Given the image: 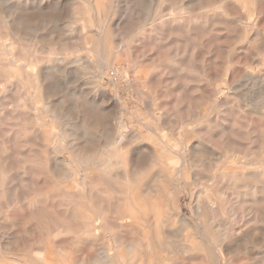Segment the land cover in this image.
<instances>
[{
  "label": "rangeland",
  "instance_id": "374dc122",
  "mask_svg": "<svg viewBox=\"0 0 264 264\" xmlns=\"http://www.w3.org/2000/svg\"><path fill=\"white\" fill-rule=\"evenodd\" d=\"M235 1L236 0H204V2H202L204 6L198 7L197 12H192L190 13L191 15H175L174 22L166 33L159 32L153 34L148 32L142 35L139 34V36L133 39L134 41L130 46H125V44L122 46L117 57H108L106 55L107 51H105L106 49L104 47L106 37L100 36L82 39L78 33L71 35V43L75 44L77 47L75 48L79 49L80 54H84L83 56H85L86 50L84 44L82 47V42L85 40L91 42V54L89 53V57L92 58V69L90 68L88 72H86V76H59L57 79L59 83V92L52 99V102L54 105H58V103L60 104L63 100V102L68 103V106L63 102L62 104L66 105L70 111V105L74 102V98L77 96H84V98L91 99V102L89 100L91 105H93L94 100L96 106H102L103 109L109 112L104 110V114L103 112L101 114L98 113V119L96 118L97 120L95 121L93 115L94 111H91L93 106L90 105L92 109L90 110L91 112H88L90 121L89 131L92 133L98 132L101 136L99 140H91L93 144L90 142L88 144L87 142L90 140L85 142L84 138L79 136L71 138L69 136L65 137L67 141H75L79 148L83 149L87 147L84 150L85 154L75 153L73 157L77 160L80 159L79 157H83L86 161L88 159V163L85 162L83 158L76 163L69 162L70 153L68 150H62L55 157L62 160L66 159L64 161H68V168L75 171L77 169L83 170V168L90 165L92 166L94 164V159H97L100 153V155H102V152L108 151L107 154H110L114 159L128 154L129 157L127 161L130 164V169L136 172V175L132 177V180H135L133 183L144 192V197L149 195L153 199L157 198V200H159V212L164 217L160 226H153L151 230L147 229V231L150 232L149 237H143V232L137 226H131L129 223L123 221L125 215H122L123 209L116 203L115 197H120L126 192V181L109 175L90 177L87 181H84L81 177H76L74 179L73 196L65 197L61 195L64 191L59 186V183L61 184L60 179L53 174L51 169V156L47 153V147L53 146L56 140H61L59 136H62L63 133H61L60 124L52 123L51 118L46 115L44 111V105H46L45 99L33 103V108H28L30 104L27 100L35 99L36 92L27 85V73L25 71L23 72L21 78V97L16 93L11 97V100L15 102V107L17 103L20 102L21 98V106L17 114L14 113V118L11 119L12 122L9 123L10 125H8V127H3L2 130L5 129L4 131H0L2 132L0 136L2 134H7V136H9V138L7 137L9 140L5 143L0 141V234H5V237L11 240L8 241L5 239L4 235H0V264H22V262L23 264H44L40 256L41 254L42 256L46 254V251L50 252V250L52 251L51 258L55 260L56 264H95L93 260L96 259V252L95 249L90 248V246L93 247V245L88 244V242L76 240L77 237H82L84 234L91 235L95 232V230L91 231V229L88 228L92 223L100 226L96 232L101 234L102 238L105 240L100 242L103 246L102 248H106L107 251L112 252L110 253L112 255V261L116 264H126L127 260L128 264H167V260L169 261L168 264H215V262H217L216 264H264V0H252L253 3L251 0H245L248 2L246 4H244V2L237 3L238 1ZM186 2L187 0L181 3L179 2V4L183 5V3ZM211 4H215L216 8L209 7ZM169 5L174 9L172 6L173 4L169 3ZM121 6L126 9L125 5L122 4ZM70 7L72 6L70 5L68 7L69 10L67 9V12L76 10V8ZM249 8H254L258 16H253V18L247 17L244 11L246 9L249 10ZM121 10H123V14H126L125 16H128L127 14H129V12L127 9L124 10L121 8ZM52 14L47 15L46 22L37 20L36 18L32 20H27L28 18L24 19L25 23L21 27L22 62H24L23 58L48 59L50 57L49 50L51 48L54 49V46L56 47L55 53L58 54L65 49L60 41L59 45L57 43L59 40L58 33L52 34L53 26L56 24L52 21L57 19V17H55L56 15ZM64 19L66 20V17H63V20ZM232 21L233 24L230 23ZM245 22L250 24H255V22H257V27H251L247 30L244 27ZM35 24H37L36 26L39 27L41 32L36 33L37 36H33L32 34H34V32L26 29V27H28L27 25ZM128 28L129 27L122 28V30H118L119 32L115 30L112 34L113 39L116 41L128 42L130 38V31ZM50 29L51 32L49 31V33L48 30ZM213 29H215V31ZM41 30H43V32ZM255 30L257 31L256 33ZM248 36L252 39L250 43L246 40L249 38ZM28 40L33 41V45L29 44L30 41ZM151 41H154L155 44H151ZM26 45L31 46L32 49ZM34 45L35 47H33ZM43 46L45 48L47 46L49 50L46 48V51ZM217 46H220L219 49H217ZM221 46L222 50L220 49ZM233 46L234 49L232 48ZM62 47L63 49H61ZM81 48L83 50L82 52ZM96 50L99 51V53H97ZM234 52H236V54ZM63 53L64 56H66V51H62L60 57L55 54L53 56L63 58ZM101 58H103V60H101ZM43 65V62L39 64L41 67H43ZM118 66L121 67L122 70L124 69L123 76L116 75L117 69L119 68ZM63 67L73 73L80 72L81 70V67L78 66L71 68L68 66ZM38 69L39 67L32 68L31 72L35 73ZM142 70H144V72L146 71L145 74L142 73ZM140 73L147 76L144 77V75ZM256 81H259V83ZM29 93L31 95H29ZM100 93H102L103 96H101ZM216 94L218 96L217 98H215ZM91 96L93 98H90ZM116 100H118V103H115ZM97 102L99 105H97ZM214 104L218 105L214 106ZM258 108L261 109L259 112ZM111 110L112 112H110ZM208 111L211 112V114L208 113ZM106 113L109 114L108 117H110V124L107 125V127H109L108 130L106 129L107 127L101 125L104 123L101 119L107 118L105 117ZM111 113L114 117L110 115ZM89 114H91L92 117H90ZM41 115L45 122L43 124L37 122V117ZM101 115L103 118L100 117ZM119 120L124 122V126L121 130L124 135L123 143L120 148L113 146L105 147V145H103L104 140L106 139L105 142H107L111 135L118 130L115 126ZM189 120L191 122H189ZM93 122L96 124L102 123L97 124V126H91L94 124ZM193 124H196L198 127ZM9 128L12 129L11 133H9ZM183 128H186V133H194L187 136V138L181 142L177 138L180 134L184 133ZM33 129H38V131L42 132L44 140L38 138L36 136L37 133L33 132ZM98 129L108 136H102V133H100ZM105 130H107V132H105ZM169 132L170 134H168ZM149 134H151V136H149ZM13 137L15 144L13 142ZM95 141H100L101 143L97 142V145H95ZM64 144L66 143L64 142ZM90 144L92 147H89ZM6 147H11V150L6 149ZM187 147L191 151L188 152ZM192 147L193 149H191ZM97 148L100 150L98 151ZM144 148L147 149L145 150ZM181 149L182 151L184 150V152H182ZM144 151L145 153L143 154ZM151 151L152 153H149ZM92 152L95 153L92 154ZM206 152L208 154H206ZM5 153H9L10 155H6ZM138 153H140L139 156ZM150 154H152V156ZM140 155H144L145 157H140ZM92 156L94 158H92ZM135 156L140 157L142 161ZM241 157L243 158V162L240 161L242 159ZM35 160L38 161V163ZM133 160L137 162V166H135L136 163H133ZM90 161H92V163ZM47 162L50 163L48 164ZM169 163L172 165L170 166ZM36 165L39 166V168ZM132 167H135V169ZM138 169L140 170L139 174L137 173L139 171ZM187 170H189L190 173ZM141 172L142 174H140ZM132 174H134V172H132ZM137 176L138 178H135ZM213 177L218 179L216 180ZM37 178L39 179L37 180ZM176 182L180 184H176ZM82 183L85 184V187H83L84 185ZM168 183L169 185H167ZM68 184L70 185V183H65V185ZM36 185H38L37 188ZM49 190L52 192L48 193ZM83 192L85 197L83 196ZM253 195L258 201V205ZM51 200L52 202L50 204ZM195 201L196 204H194ZM252 201L256 204L254 205ZM79 206L81 208H79ZM36 209L38 210L36 211ZM213 209L214 211L216 210L214 213ZM22 210L26 211L23 212ZM223 210H226V213ZM30 211H32L31 214ZM198 211L201 213L200 216H196L198 215ZM64 212L67 215V212H73V215L75 214V220L67 218ZM28 214L29 216H27ZM152 214L155 215V213ZM206 214H209L211 217L208 215L209 217L206 218ZM183 215L187 216L188 219L186 220L188 222L191 221L193 226V228H188L185 234H181L179 230V227H182L181 225L183 224L181 219L185 220V216ZM87 216L95 218L93 221H90L86 220ZM153 216L147 219L148 223H154ZM27 218H29L28 221ZM33 218L36 224L33 222ZM55 218L58 219L55 220ZM105 221H111L112 223L108 222V224ZM220 223H224L223 226H221ZM105 224H107L106 227ZM111 224H124L119 231L116 230V232L120 233L121 237L125 235L124 239L122 237L120 241L122 242V246H119V253L116 247L118 244L109 240L108 234H110V231H112L111 229H113L110 228L112 227ZM33 225L37 227L34 226V228H32ZM23 226H25V230L23 229L24 231H22ZM39 226L40 228H38ZM102 226H104L105 229ZM176 228H179V231L176 230ZM229 228L231 230H229ZM203 229H206L205 234ZM174 230L177 231V234ZM228 231L231 234H228ZM194 232L198 234H194ZM178 233L180 234L179 237L177 236ZM40 235L41 239L39 241L37 239L40 238ZM201 235L202 237H199ZM228 235H230V238ZM43 236L44 239H42ZM204 236L207 239L203 238ZM3 237L4 239H2ZM23 237L27 242H24L26 240ZM72 237L75 239L74 241L70 240ZM49 238L52 241H49ZM1 240L3 241L1 242ZM53 240H55V244ZM5 241H8V243H5ZM66 242L68 243L66 244ZM132 243L138 249L136 252L137 256L128 255L130 253L124 250L125 247ZM207 243L213 246H207ZM21 247L23 248L21 249ZM206 247H210L209 250H207L208 248ZM211 248H213V250H211ZM32 249L34 250L31 251ZM24 250H26L25 253ZM27 250L30 253L27 252ZM210 251L213 252L211 253ZM194 253L196 254L194 255ZM174 255L176 257H174ZM215 256L217 259H214ZM14 259L16 260L13 261ZM78 259L83 260H79V262ZM18 260L21 263H19ZM90 260L92 261L89 262Z\"/></svg>",
  "mask_w": 264,
  "mask_h": 264
},
{
  "label": "bare ground",
  "instance_id": "6f19581e",
  "mask_svg": "<svg viewBox=\"0 0 264 264\" xmlns=\"http://www.w3.org/2000/svg\"><path fill=\"white\" fill-rule=\"evenodd\" d=\"M185 0H126V1H122V0H0V131H4L2 130L3 127H8V125H10L9 123L12 122L11 119L14 118V113L17 114L18 112V109L19 107L21 106V98H20V104L17 103V106L15 107V102H13L11 100V97L16 93L17 95H20L19 97H21V78H22V74L23 72L25 71L27 73V85H29L32 89H34V91L36 92V97L35 99H29L27 100L28 103L30 105H28V108H33V103H37L39 102L41 99H45L46 100V105H44V111L46 112V115L48 117L51 118L52 120V123L56 124V123H59L60 124V127H61V130L63 133L62 136H59L61 137L60 139L61 140H56L55 144L53 146H48L47 147V153L49 154V156H51V169L53 171V174L58 177L61 181V184L59 183V186L60 188L64 191L63 193H61L62 196H65V197H70V196H73V186L75 185L74 183V179L76 177H81L84 181H87L90 177L93 178V177H98V176H112V177H116L120 180H123V181H126L127 182V190L126 192L121 195L120 197H115V201L118 205H120L122 207V211H123V214L122 215H125V217L123 218V221H125L126 223H129L131 226H137L142 232H143V237H149L150 235V232L147 231V229L151 230L153 226L155 227H158L161 225L162 223V219H164V217L162 216V214H160L159 212V200H157V198H152L150 197L149 195L144 197V192H142L138 187H136V185L133 183L135 180H132V177H134L136 175V172L135 171H131L130 169V164L129 162L127 161V158L129 157L128 154L125 155V156H119L116 157L115 159L110 156V154H107V152H102L103 154L102 155H98L99 157L96 159H94V164L91 166H87L85 168H83V170H71L68 168V164L67 162L68 161H64L62 159H57L55 156L58 155V153H60L62 150H68L69 153H70V160L69 162H74L76 163L77 161L79 162V160H81V158L83 157H79L80 159H74L73 157V154L77 153V154H85V148H79V146L75 143V141H67L65 137L69 136L70 138L71 137H81V138H84L85 142L87 140H90L88 141L87 143L89 144V142L91 143V140H96V139H100V134H98V132L96 133H92L91 131H89V116H88V112H91V111H94L93 112V115H94V120L96 121L98 118H97V114H101L105 109L101 107H98L96 106V104L94 103L95 101L93 100V105H91L89 103V100L91 102V99H87V98H84L83 97H80V96H77L74 98V102L70 105V111L68 110V103H65L67 104L64 105L62 104V102L58 105H54V103L52 102V99L56 96V94H58V86H59V83L57 82V79L59 78V76L63 77V76H73V77H80V76H86V72H88V70L92 67H91V62H92V58L89 57V53H90V45H91V42L85 40L84 42H82V47H83V44L85 46V50H86V54L85 56H83L82 54H80L79 52V49H76L77 47L75 46V44L71 43V35L74 34V33H78L80 35V38H89V37H106L105 38V51H107L106 55L108 57H117L118 53L120 52V49L122 48V46L125 44V46H130L131 43L134 41L133 39L137 36L142 35V34H145V33H153V34H157L159 32H165L170 28L171 24L174 22L173 20L175 19V15H183V14H190L192 12H197L198 10V7H201V6H204L202 2H204V0H187L186 3H183V5H180L179 2H183ZM229 1V0H228ZM238 1V2H237ZM219 2V1H218ZM224 2V1H222ZM235 2L237 3H243L246 4L248 3L247 1L245 0H236ZM252 2V0H251ZM169 3L173 4L172 6L174 7V9L172 7H170ZM215 3V2H213ZM228 3V2H226ZM253 3V2H252ZM125 5L126 6V9L128 10L129 14H127L128 16H125L126 14H123V10H126L125 8H123V6L121 5ZM72 6L74 8H76V10H72L71 12H67V9L69 6ZM236 5V4H235ZM248 5V4H247ZM261 5V3H260ZM121 6V8H120ZM124 6V7H125ZM238 6V5H237ZM70 7V8H72ZM209 7H212V8H216L215 7V4H211ZM218 7V6H217ZM220 7V6H219ZM243 7V6H242ZM261 7V6H260ZM196 8V9H195ZM224 8V7H222ZM211 9V8H210ZM249 8V10H245L244 12H246V16L249 17V18H253V16H258V13L256 12V10L254 8ZM69 10V9H68ZM258 10V9H257ZM127 12V13H128ZM55 14L57 17V19L53 20L52 22L53 23H56L54 24L55 26H53V33L52 34H56L58 33V36H59V40L57 41L58 45L59 43L61 42L62 45L65 47L64 50L62 51H66V56H64V53H63V58H57L56 56L54 57L53 55H59L60 57V54L62 55V51L60 52V54L58 53H55V49L56 47L54 46V49L51 48L50 50L48 49V47L46 46V48L50 51V57L48 59H44V60H40L38 58H23L24 59V62H22L21 60V27L22 25L25 23L24 19L25 18H28L27 20H32L34 18H36L37 20H43L45 21L47 19V15H50V14ZM88 13H89V21H88ZM126 13V12H124ZM199 13V12H198ZM52 14V15H53ZM66 15V16H65ZM191 15V14H190ZM188 16V15H187ZM214 16V15H213ZM217 16V15H215ZM264 16V15H263ZM63 17H66V20L64 21L63 20ZM176 18H179V17H176ZM211 18V17H210ZM226 18V17H225ZM240 18V17H239ZM244 18V17H243ZM230 19H233V18H230ZM261 19V18H260ZM259 19V20H260ZM179 20V19H178ZM210 20V19H209ZM215 20V19H214ZM224 20V19H223ZM234 20V19H233ZM237 20V18H236ZM257 20V19H256ZM250 21V20H249ZM46 22V21H45ZM195 22V21H194ZM228 23V22H227ZM233 24V21L230 22ZM235 24V23H234ZM238 24V23H236ZM37 24L35 25H27L28 27H26V29L28 30H31L32 32H34V34H32L30 31V33L34 36L40 32V29L38 26H36ZM239 25V24H238ZM237 26V25H236ZM55 27V28H54ZM98 27V28H97ZM129 27V33H130V38H129V41L128 42H124V41H116L113 39L112 37V34L115 30H122V28H127ZM211 27V26H210ZM239 27V26H238ZM237 27V28H238ZM244 27L249 30L251 27H257V22H255V24L253 23H248V22H245L244 23ZM243 27V28H244ZM45 28V26H44ZM209 28V27H208ZM220 29V28H219ZM45 30V29H44ZM210 30V29H209ZM215 31V29H213ZM212 30V31H213ZM258 30V29H257ZM26 31V30H25ZM43 32V30H41ZM51 32V29L48 30V32ZM211 31V30H210ZM239 31V30H238ZM27 32V31H26ZM49 32V33H50ZM119 32V31H118ZM240 32V31H239ZM251 32V31H250ZM257 31L255 30V33ZM28 33V32H27ZM41 33V32H40ZM39 33V34H40ZM212 33V32H211ZM30 34V35H31ZM116 34V33H115ZM188 34V33H187ZM24 35V34H23ZM77 35V34H76ZM75 35V36H76ZM215 35V34H214ZM223 35V34H222ZM250 35V33H249ZM51 36V34H50ZM149 36V35H148ZM147 36V37H148ZM151 36V35H150ZM231 36V35H230ZM233 36V35H232ZM236 36V35H235ZM256 36V35H255ZM30 37V36H29ZM153 37V35H152ZM237 37V36H236ZM249 37V36H248ZM36 38V37H34ZM58 38V37H57ZM125 38V37H124ZM151 38V37H150ZM246 38V37H245ZM253 38V37H252ZM76 39V38H75ZM126 39V38H125ZM146 39V37H145ZM31 40V39H30ZM28 40V41H30ZM149 40H152V39H149ZM148 40V41H149ZM158 40V39H157ZM163 40V39H162ZM248 43H250L252 41V39L249 37L248 39H246ZM244 40V41H246ZM25 41V40H24ZM60 41V42H59ZM77 41V40H75ZM33 41H30L29 44H32ZM99 42V41H98ZM246 42V43H247ZM77 43V42H76ZM149 43V42H148ZM155 42L151 41V44ZM167 43V42H165ZM28 44V43H27ZM144 44V42H143ZM150 44V43H149ZM153 44V45H154ZM194 44V43H192ZM33 45V44H32ZM36 45V44H35ZM35 45L33 47H35ZM238 45V44H237ZM26 46H29V45H26ZM98 46V44H97ZM145 46V44H144ZM158 46V45H157ZM156 46V47H157ZM248 46V45H247ZM31 47V46H29ZM44 47V46H43ZM42 47V48H43ZM76 47V48H75ZM100 47V46H99ZM103 47V46H102ZM147 47V46H146ZM218 47V46H217ZM216 47V48H217ZM220 47V46H219ZM219 47L217 49H219ZM246 47V46H245ZM45 48V47H44ZM43 48V49H44ZM45 48V50H46ZM234 49V46L232 47ZM32 49V47H31ZM42 49V50H43ZM63 49V47L61 48ZM97 49V48H96ZM104 49V48H103ZM222 50V46L220 48ZM44 50V51H45ZM59 50V49H58ZM239 50V48H238ZM243 50V49H241ZM41 51V50H40ZM43 51V52H44ZM47 51V50H46ZM72 51V52H71ZM82 48H81V52H82ZM94 51V49H93ZM97 51V50H96ZM95 51V52H96ZM218 51V50H217ZM58 52V51H57ZM101 52V50H100ZM244 52V51H243ZM49 53V52H48ZM97 53H99V51H97ZM129 53V52H128ZM236 54V52H234ZM233 53V54H234ZM91 54V53H90ZM95 54V53H94ZM93 54V55H94ZM102 54V53H101ZM53 56V57H52ZM92 56V55H91ZM99 56V55H98ZM102 56V55H101ZM229 56V55H228ZM95 57V56H94ZM97 57V56H96ZM250 57V56H249ZM254 57V56H253ZM98 58V57H97ZM119 58V57H118ZM100 59V58H98ZM106 59V57H105ZM253 59V58H251ZM101 60H103V58H101ZM100 60V61H101ZM95 61V59H94ZM99 61V62H100ZM114 61V60H113ZM257 61V60H256ZM43 62V67L39 66V64ZM96 62V61H95ZM253 62V61H252ZM103 63V61H102ZM162 64V63H161ZM221 64V63H220ZM63 66H68V67H81V70L80 72H72L67 69V68H64ZM250 66V65H248ZM252 66V65H251ZM39 67V69L33 73L31 72V69L32 68H37ZM101 67V66H100ZM119 67V66H118ZM165 67V66H164ZM163 67V68H164ZM171 67V66H170ZM254 67V66H253ZM79 69V68H78ZM77 69V70H78ZM95 69V67H94ZM74 70V69H73ZM115 70V69H114ZM35 71V70H34ZM144 72V70H142ZM149 71V70H148ZM147 71V72H148ZM140 72V71H139ZM123 73H124V69L122 70L121 67H119L117 69V74L116 75H119V76H123ZM170 73V72H169ZM168 73V74H169ZM248 73V72H247ZM251 73V72H250ZM126 74V73H125ZM141 74V73H140ZM139 74V75H140ZM144 74H141V75H144ZM147 74V73H146ZM25 76V75H24ZM147 76V75H146ZM144 75V77H146ZM65 78V77H64ZM125 78V76H124ZM248 78V77H247ZM255 78V77H254ZM25 79V78H24ZM128 79V78H127ZM259 79V78H258ZM260 80V79H259ZM59 81V80H58ZM259 83V81H256ZM264 82V81H263ZM25 83V82H24ZM261 83V82H260ZM26 84V83H25ZM96 84V83H95ZM264 84V83H263ZM262 84V86H263ZM62 85V84H61ZM72 85V84H71ZM98 85V84H96ZM257 85V84H256ZM26 86V85H25ZM96 87H99V86H96ZM145 87V86H144ZM252 87V86H251ZM60 88V87H59ZM221 88V87H220ZM23 89V88H22ZM65 89V88H64ZM100 89V88H99ZM28 90V89H27ZM97 90V89H96ZM220 91V89H219ZM67 92V91H66ZM148 92V91H147ZM233 92V91H232ZM224 93V92H223ZM101 96H103L102 93H100ZM29 95H31L29 93ZM180 95V94H179ZM194 95V94H193ZM225 95V94H223ZM258 95V94H257ZM261 95V94H260ZM259 95V96H260ZM70 96V95H69ZM154 96V95H153ZM231 96V95H230ZM105 97V96H104ZM177 97V96H176ZM217 94H216V97L217 98ZM220 97V96H219ZM253 97V96H252ZM263 97V96H262ZM72 98V99H73ZM90 98H93L92 96ZM96 98V97H95ZM155 98V97H154ZM256 98V97H255ZM60 99V98H59ZM153 99V97H152ZM253 99V98H252ZM259 99V97H258ZM257 99V100H258ZM58 100V99H57ZM70 100V99H68ZM104 100V99H103ZM102 100V101H103ZM155 100V99H154ZM255 100V99H254ZM71 101V100H70ZM56 102V101H55ZM110 102V101H109ZM115 103H118V100L115 101ZM147 103V102H146ZM152 103V102H151ZM218 103V101H217ZM221 103V102H220ZM254 104H256L255 102H253ZM70 104V103H69ZM109 104V103H108ZM145 104V103H144ZM165 104V103H164ZM172 104V103H171ZM225 104V103H223ZM37 105V104H35ZM60 105V106H59ZM93 106V109L90 107ZM97 105L98 102H97ZM218 105V104H217ZM214 104V106H217ZM222 105V104H221ZM227 105V104H226ZM155 106V105H154ZM190 106V105H189ZM254 106V105H253ZM252 106V107H253ZM36 107V106H35ZM153 107V106H152ZM172 107V106H171ZM213 107V105H212ZM226 107V106H225ZM162 108V107H161ZM184 108V107H183ZM215 108V107H214ZM254 108V107H253ZM260 108V106H259ZM258 108V112L261 110ZM39 109V108H38ZM92 109V110H91ZM186 109V108H185ZM91 110V111H90ZM109 110V109H108ZM114 110V109H113ZM162 110V109H161ZM255 110V108H254ZM107 111V110H105ZM13 112V114H12ZM109 112V111H107ZM112 112V110L110 111ZM159 112V111H158ZM30 113V112H29ZM208 113L211 114V112L208 111ZM36 114H37V111H36ZM38 114H41V113H38ZM104 114V112H103ZM163 114V113H162ZM255 114V113H254ZM90 117L91 114H89ZM109 114L106 113L105 117H107L106 119H101L102 122L104 123H97V124H101L105 127H107V125L110 124V117H108ZM110 115H113L112 113ZM119 115V114H117ZM122 115V114H121ZM155 115V114H154ZM153 115V117H154ZM164 115V114H163ZM261 115V114H260ZM19 116V115H18ZM100 117L103 118V116L101 115ZM114 117V115H113ZM111 117V118H113ZM156 117V115H155ZM201 117H202V114H201ZM97 118V119H96ZM159 118V117H158ZM209 118V117H208ZM18 119V118H17ZM115 119V118H114ZM192 119V118H191ZM76 120V121H74ZM100 120V121H101ZM121 120V119H120ZM117 123V125L115 126L116 128H118V130L116 132H114L111 137L107 140V142H105L104 140V144L105 147L106 146H109V147H116V148H120L121 144L123 143L124 141V135L123 133L121 132L123 126H124V122L120 121ZM114 121V120H113ZM14 122V120H13ZM37 122L38 123H45L43 118H42V115L37 117ZM163 122V120H162ZM187 122V121H186ZM189 122H191L189 120ZM204 122V120H203ZM94 123V122H93ZM115 123V122H114ZM214 123V122H213ZM34 124V123H33ZM96 124V123H94ZM91 125V126H97L96 125ZM112 124V123H111ZM162 125V124H161ZM195 126H197L196 124H193ZM38 126V125H37ZM59 126V125H58ZM187 126V125H186ZM188 126H191V125H188ZM194 126V128H195ZM28 127V126H27ZM99 127V125H98ZM102 127V126H101ZM104 127V129H105ZM111 127V126H110ZM114 127V128H115ZM162 127V126H161ZM165 127V126H164ZM163 127V128H164ZM198 127V126H197ZM38 128V127H37ZM58 128V127H57ZM113 128V127H112ZM160 128V127H159ZM168 128V126H167ZM179 128V127H178ZM193 128V126H192ZM103 129V131H104ZM107 130L109 129V127L106 128ZM172 129V128H171ZM184 129V133L180 134V136L177 138L179 139V141L183 142L187 136H190L191 134L193 133H186L185 129L186 128H183ZM12 129L9 128V133H11ZM31 130V129H29ZM60 130V131H61ZM97 130V129H96ZM100 130V129H98ZM107 130H105V132H107ZM169 130V129H168ZM175 130V129H173ZM193 130V129H191ZM196 130V129H195ZM7 131V130H6ZM110 131V130H109ZM163 131V130H162ZM197 131V130H196ZM195 131V132H196ZM204 131V130H203ZM217 131V130H216ZM8 132V131H7ZM33 132H36L37 133V137L44 140V136L42 134V132L38 131V129H33ZM149 132V131H148ZM2 132H0L1 134ZM5 133V132H4ZM100 133H102V136L105 135V133L103 134V132L100 130ZM14 134V133H13ZM12 134V136H13ZM52 134V132H51ZM55 134V133H54ZM110 134V133H109ZM170 134V132L168 133ZM61 135V134H60ZM155 135V134H154ZM165 135V134H164ZM32 136V135H31ZM53 136V135H52ZM108 136V135H107ZM105 135V137H107ZM149 136H151V134H149ZM159 136V135H158ZM169 136V135H167ZM175 136V134H174ZM7 137L9 138V136H7V134H2L0 136L1 138V142L5 143L7 140ZM51 137V136H50ZM136 137V135H135ZM139 137V136H138ZM55 138V137H54ZM80 138V139H81ZM140 138V137H139ZM150 138V137H148ZM153 138V137H152ZM162 138V137H161ZM53 139V138H52ZM51 139V140H52ZM215 139V138H214ZM13 140H14V137H13ZM50 140V141H51ZM55 140V139H54ZM73 140V139H72ZM76 140V139H75ZM135 140V139H134ZM133 140V141H134ZM160 140V139H159ZM162 140V139H161ZM211 140V139H210ZM132 141V142H133ZM150 141V140H149ZM10 142V141H9ZM8 142V143H9ZM14 144H15V140L13 141ZM17 142V140H16ZM64 142L66 144H64ZM98 142V141H97ZM95 141V145H97V143ZM100 142V141H99ZM98 142V143H99ZM200 142V141H199ZM101 143V142H100ZM111 143V144H110ZM129 143V141H128ZM143 143V142H141ZM173 143V142H172ZM236 143V142H235ZM10 144V143H9ZM41 144V143H40ZM93 144V143H91ZM89 145V147L92 145ZM149 144V143H147ZM157 144V143H156ZM160 144V143H159ZM202 144V143H201ZM4 145V144H3ZM42 145V144H41ZM137 145V144H136ZM182 145V144H181ZM204 145V144H203ZM240 145V144H239ZM5 146V145H4ZM7 146V144H6ZM168 146V145H167ZM206 146V145H205ZM21 147V146H19ZM46 147V146H45ZM101 147V146H100ZM135 147V146H134ZM169 147V146H168ZM172 147V146H171ZM191 147V146H190ZM207 147V146H206ZM11 148V147H10ZM10 148H7L6 149H10ZM136 148V147H135ZM134 148V149H135ZM203 148V147H202ZM98 151L100 150L99 148H97ZM107 149V148H106ZM145 149V148H144ZM147 149V148H146ZM145 149V150H146ZM184 149V148H183ZM193 149V147L191 148ZM212 149V148H210ZM11 150V149H10ZM138 150V149H137ZM172 150V149H171ZM185 150V149H184ZM184 150L181 151L184 152ZM202 150V149H201ZM1 151V150H0ZM88 151V150H87ZM86 151V153H87ZM148 151V150H147ZM187 151H191L190 149H188L187 147ZM195 151V150H194ZM213 151V150H212ZM21 152V151H20ZM101 152V151H100ZM196 152V151H195ZM214 152V151H213ZM11 153V152H9ZM6 154V155H10V154ZM46 153V152H45ZM95 153V152H94ZM92 152V154H94ZM128 153V152H127ZM145 153V151L143 152V154ZM149 153H152L149 152ZM204 153V152H203ZM89 154V153H88ZM87 154V155H88ZM126 154V153H125ZM140 153H138V156H139ZM142 154V153H141ZM159 154V153H158ZM161 154V153H160ZM189 154V153H188ZM206 154H208L206 152ZM213 154V153H212ZM21 155V154H20ZM149 155V154H148ZM152 156V154H150ZM180 155V154H178ZM185 155V153H184ZM195 155V154H194ZM193 155V156H194ZM197 155V154H196ZM4 156V155H3ZM86 156V155H85ZM137 156V154H136ZM135 156V157H136ZM161 156V155H160ZM191 156V155H190ZM212 156H215V155H212ZM251 156V155H250ZM9 157V156H8ZM140 157H145L144 155H140ZM140 157H136L137 159ZM218 157V156H217ZM1 158V157H0ZM11 158V157H10ZM92 158H94L92 156ZM135 158V159H136ZM150 158V157H148ZM181 158V157H180ZM230 158V157H229ZM242 158V157H241ZM245 158V157H244ZM84 159V158H83ZM164 159V158H162ZM247 159V158H246ZM49 160V158H48ZM144 160V159H143ZM149 160V159H148ZM155 160V159H154ZM183 160V159H182ZM243 158L240 160L241 162ZM264 160V158H263ZM2 161H3V158H2ZM9 161V160H8ZM14 161V160H13ZM31 161V160H30ZM36 161V160H35ZM42 161V160H40ZM85 162L88 163V159L87 161L84 159ZM83 161V162H84ZM134 161V160H133ZM140 161H142L140 159ZM179 161V160H178ZM209 161V160H208ZM259 161V160H258ZM15 162V161H14ZM38 163V161H36ZM92 163V161H90ZM139 162V161H138ZM145 162V160H144ZM165 162V161H164ZM184 162V161H183ZM237 162V161H236ZM239 162V163H241ZM261 162V161H260ZM13 163V162H12ZM48 164L50 162H47ZM133 163H136L135 166H137V162H133ZM171 163V162H170ZM169 163V165H170ZM25 164V163H23ZM44 164V163H43ZM46 164V162H45ZM142 164V163H141ZM146 164V163H145ZM173 164V162H172ZM171 164V165H172ZM227 164V163H226ZM39 165V164H38ZM88 165V164H87ZM152 165H153V162H152ZM151 165V166H152ZM170 165V166H171ZM34 166V165H33ZM37 166V165H36ZM225 166V165H224ZM230 166V165H229ZM22 167V166H21ZM39 168V166H37ZM48 167V166H47ZM46 167V168H47ZM146 167V166H145ZM166 167V166H165ZM223 167V166H222ZM34 168V167H33ZM135 169V167H132ZM50 169V168H48ZM146 169V168H145ZM144 169V171H145ZM23 170V169H22ZM32 170V169H31ZM139 170V169H138ZM172 170V169H171ZM219 170V169H218ZM222 170V169H221ZM240 170V169H239ZM245 170V169H244ZM248 170V169H246ZM250 170V169H249ZM252 170V169H251ZM142 171V170H141ZM189 172V170H187ZM132 172H134V174H132ZM140 170L137 172L139 174ZM143 172V171H142ZM142 172L140 174H142ZM195 172V171H194ZM30 173V172H29ZM35 173H38V172H35ZM190 173V172H189ZM193 173V172H192ZM240 173V171H239ZM39 174V173H38ZM51 174V173H50ZM172 174V173H170ZM179 174V173H178ZM218 174H219V171H218ZM244 174V173H243ZM20 175V174H19ZM18 175V176H19ZM34 175V174H32ZM48 175V174H47ZM147 175V174H146ZM183 175V173H182ZM189 175V174H188ZM192 175V174H191ZM195 175V174H194ZM36 176V174H35ZM171 176V175H170ZM222 176V175H221ZM254 176V174H253ZM15 177V176H14ZM25 177V176H23ZM32 177V176H31ZM42 177V176H41ZM189 177V176H188ZM217 177V176H216ZM20 178V177H19ZM22 178V177H21ZM40 178V177H39ZM37 178V180L39 179ZM48 178V177H47ZM55 178V177H54ZM135 178H138L135 177ZM140 178V177H139ZM163 178V177H162ZM191 178V177H190ZM215 178V177H213ZM220 178V177H219ZM242 178V177H241ZM240 178V179H241ZM23 179V178H22ZM45 179V177H44ZM79 179V178H78ZM175 179V178H174ZM179 179V178H178ZM216 180L218 178H215ZM220 179H223V178H220ZM244 179V178H243ZM258 179V178H257ZM28 180V179H26ZM176 180V179H175ZM174 180V181H175ZM191 180V179H190ZM29 181V180H28ZM194 181V180H193ZM245 181V180H244ZM261 181V179H260ZM25 182V181H24ZM23 182V183H24ZM37 182V181H35ZM41 182V181H40ZM178 182V181H177ZM176 184H180V183H177ZM215 182V181H214ZM262 182V181H261ZM22 183V182H21ZM27 183V182H25ZM65 183H70V185H65ZM83 183H86V182H83ZM82 183V184H83ZM174 183V182H173ZM203 183V182H202ZM89 184V183H88ZM187 184V183H186ZM200 184V183H199ZM205 184V183H204ZM72 185V186H71ZM85 187V184H83ZM169 185V183L167 184ZM185 185V184H184ZM213 185V184H212ZM218 185V184H217ZM38 185H36V188H37ZM77 186V185H76ZM81 186V185H80ZM175 186V185H174ZM22 187V186H21ZM43 187V186H42ZM45 187V186H44ZM82 187V186H81ZM177 187V186H176ZM182 187V186H181ZM39 188V187H38ZM92 188V187H91ZM179 188V186H178ZM203 188V187H202ZM27 189V188H26ZM84 189V188H83ZM183 189V188H182ZM198 189V188H197ZM77 190V189H76ZM115 190V189H114ZM201 190V189H200ZM36 191V189H35ZM56 191V190H55ZM81 191V190H80ZM86 191V190H84ZM207 191V190H205ZM24 192V191H23ZM41 192V191H40ZM52 191L49 190L48 193H51ZM87 192V191H86ZM199 192V190H198ZM22 193V192H21ZM29 193V192H28ZM88 193V192H87ZM175 193V192H174ZM173 193V194H174ZM221 194V193H220ZM25 195V194H24ZM28 195V194H27ZM32 195V194H31ZM40 195V194H39ZM87 195V194H86ZM95 195V194H94ZM166 195V194H165ZM176 195V194H174ZM198 195V194H197ZM255 195V193H254ZM253 195V196H254ZM36 196V195H34ZM83 196L85 197L84 195V192H83ZM245 196V195H244ZM37 197V196H36ZM87 197V196H86ZM167 197V196H166ZM165 197V198H166ZM219 198H222V197H219ZM255 198V196H254ZM57 199V198H56ZM81 199V198H80ZM179 199V198H178ZM226 199V198H225ZM256 199V198H255ZM85 200V199H83ZM87 200V199H86ZM197 200V199H196ZM253 200V198H252ZM219 201V200H218ZM224 201V200H223ZM257 201V199H256ZM40 202V201H39ZM52 200L50 201V204H51ZM88 202V201H87ZM179 202V201H178ZM222 202V201H221ZM226 202V201H225ZM86 203V202H85ZM224 203V202H223ZM250 203V202H249ZM253 203V201H252ZM257 205H258V201L256 202ZM255 203V204H256ZM25 204V203H24ZM49 204V203H48ZM49 204V205H50ZM89 204V203H88ZM179 204V203H178ZM196 204V201L195 203ZM254 204V203H253ZM254 204V205H255ZM40 205V204H39ZM81 205V204H80ZM221 205V204H219ZM253 205V207H254ZM33 206V205H32ZM166 206V205H165ZM179 206V205H178ZM223 206V205H222ZM249 206V205H248ZM44 207V206H43ZM197 207V206H196ZM195 207V208H196ZM24 208V207H23ZM39 208V207H38ZM42 208V207H41ZM40 208V209H41ZM47 208V207H46ZM50 208V207H49ZM66 208V207H64ZM70 208V207H69ZM79 208H81L79 206ZM96 208V207H95ZM203 208V207H202ZM206 208V207H205ZM204 208V209H205ZM256 208V207H255ZM22 209V207H21ZM26 209V208H24ZM30 209V208H28ZM27 209V210H28ZM91 209V208H90ZM197 209V208H196ZM220 209L222 210V207L220 206ZM38 209H36L37 211ZM45 210V209H44ZM49 210V209H48ZM112 210V209H111ZM212 210V209H211ZM23 212L26 211V210H22ZM29 211V210H28ZM35 211V212H36ZM42 211V210H41ZM50 211V210H49ZM216 211V210H215ZM214 209H213V213L215 212ZM225 211L226 213V210H223ZM32 211H30V214H31ZM92 212V211H91ZM182 212V211H181ZM208 212V211H207ZM44 213V212H43ZM42 213V214H43ZM57 213V212H56ZM67 214H64L67 215L66 217L67 218H71V219H74V215H73V212L69 213L67 212ZM82 213V212H81ZM117 213V211H116ZM152 213H155L152 214ZM198 215L196 216H200L201 213H199V211L197 212ZM210 213V212H209ZM213 213H210V214H213ZM223 213V214H225ZM26 214V212H25ZM41 214V215H42ZM51 214V213H49ZM55 214V213H54ZM53 214V215H54ZM94 214V213H93ZM183 214V213H181ZM180 214V215H181ZM203 214V213H202ZM228 214V213H227ZM5 215V214H4ZM38 215V214H36ZM101 215V214H100ZM109 215V214H108ZM154 215V216H153ZM206 218L209 217L210 215L209 214H206ZM209 215V216H208ZM10 216V215H9ZM29 216V214L27 215ZM34 216V215H33ZM45 216V215H44ZM51 216V215H49ZM61 216V215H60ZM153 216L154 217V223H148L147 222V219L149 217ZM185 216V215H183ZM205 216V215H204ZM227 216V215H226ZM264 216V214H263ZM24 217V216H23ZM36 217V216H35ZM112 217V216H110ZM174 217V216H173ZM180 217V216H179ZM186 217V218H185ZM184 219H181L183 221V224L181 225L182 227H179L178 229L181 231V234H185L186 230L190 227L193 228L192 224H191V221H187L186 219L187 216H185ZM189 217V216H188ZM211 217V216H210ZM215 217V216H214ZM229 217V216H227ZM31 218V217H29ZM27 218V221L28 219ZM86 218V217H85ZM95 217H89L87 216V219L86 220H94ZM102 218V216H101ZM3 219V218H2ZM11 219V218H9ZM45 219V218H44ZM54 219V218H53ZM58 219V218H55V220ZM15 220V219H14ZM49 220H50V217H49ZM75 220V219H74ZM78 220V219H77ZM105 220V219H104ZM110 220V219H109ZM207 220V219H206ZM211 220V219H210ZM222 220V219H221ZM12 221V220H11ZM17 221V220H16ZM20 221V220H18ZM31 221V220H30ZM61 221V220H59ZM102 221V220H101ZM182 221H179V222H182ZM224 221V220H223ZM2 222H5V221H2ZM15 222V221H14ZM33 222H34V218H33ZM51 222V220H50ZM106 222V221H105ZM108 222H111V221H108ZM106 222V223H108ZM225 222V221H224ZM230 222V221H229ZM249 222V221H248ZM18 223V222H17ZM16 223V224H17ZM26 223V222H25ZM35 223V222H34ZM52 223V222H51ZM112 223V222H111ZM125 223V224H126ZM195 223V221H194ZM199 223V222H198ZM201 223V222H200ZM211 223V222H209ZM228 223V222H226ZM225 223V224H226ZM251 223V222H250ZM5 224V223H4ZM15 224V223H14ZM36 224V223H35ZM109 224V223H108ZM171 224V223H170ZM197 224V223H196ZM202 224V223H201ZM200 224V225H201ZM221 224V223H220ZM224 223L221 224V226H223ZM229 224V223H228ZM23 225V224H22ZM21 225V226H22ZM27 225V224H25ZM39 225V224H38ZM107 224H105V227H106ZM112 225V224H111ZM37 227L36 225H33L32 228ZM124 226L121 225V224H113L112 227L110 228H113L111 229L112 231H110V234L109 235V240H112L114 241L116 244H118L116 247H117V250H118V253H119V246L121 245L122 246V242L121 239V235L120 233L116 232V230L119 231V229H121L122 227ZM203 226V225H202ZM201 226V227H202ZM219 226V225H218ZM47 227V226H46ZM67 227V226H66ZM100 226L95 223H92V225L88 226L89 229L92 230H95V232L91 235H88V234H84L82 237H77V241H81V242H88V244H92L93 247L90 246L91 249H95V252H96V259L93 260V262L95 264H116L112 261V255L110 253V251H107L106 248H102V244L100 242H103L105 241L104 238H102L101 234L97 233L96 231L98 230ZM104 227V226H102ZM104 227V229H105ZM199 227V226H198ZM228 227V225H227ZM227 227H226V230H227ZM25 226H23L22 228V231H24L25 229ZM40 228V226L38 227ZM48 228V227H47ZM204 228V227H203ZM219 228V227H218ZM238 228V227H237ZM24 229V230H23ZM27 229V228H26ZM29 229V228H28ZM37 229V228H36ZM108 229H109V226H108ZM176 228V230H178ZM202 229V228H201ZM200 229V231H201ZM32 230V229H31ZM35 230V229H34ZM42 230V229H41ZM47 230V229H46ZM110 230V229H109ZM135 230V229H134ZM167 230V229H166ZM175 231V233L177 234V231ZM178 230V231H179ZM204 230V229H203ZM229 230H231L229 228ZM234 230V229H233ZM21 231V232H22ZM39 231V230H37ZM45 231V230H44ZM195 231V230H194ZM28 232V231H27ZM32 232V231H30ZM41 232V231H40ZM135 232V231H134ZM202 232V231H201ZM206 232V229L204 230V234ZM225 232V231H223ZM2 233V232H1ZM24 233V232H23ZM45 233V232H44ZM153 233V232H152ZM197 233V232H194V234ZM209 233H210V230H209ZM213 233V232H212ZM228 234H231L229 233V231L227 232ZM244 233V232H243ZM22 234V233H21ZM28 234V233H27ZM124 234V233H122ZM174 234V232H173ZM176 234H174L176 236ZM198 234V233H197ZM225 234V233H224ZM1 235V234H0ZM4 237H5V234H3ZM1 235V236H3ZM24 235V234H23ZM26 235V233H25ZM51 235V234H50ZM79 235V234H78ZM179 233H178V237H179ZM31 236V235H30ZM35 236V235H34ZM37 236V234H36ZM39 236V235H38ZM76 236V235H75ZM225 236V235H224ZM229 238H230V235H228ZM227 236V237H228ZM4 237L2 239H4ZM27 237V236H26ZM125 237V235H124ZM123 237V239H124ZM173 237V236H172ZM199 237H202L199 236ZM198 237V238H199ZM223 237V236H221ZM8 238V237H7ZM5 237V239H7ZM10 238V237H9ZM15 238V237H14ZM24 238V237H23ZM31 238V237H30ZM33 238V237H32ZM35 238V237H34ZM37 238V237H36ZM52 238V237H51ZM197 238V237H196ZM205 239H207L205 236L203 237ZM209 238V237H208ZM218 238V237H217ZM220 238V236H219ZM25 239V238H24ZM41 239V235H40V238L37 239L40 241ZM44 239V236L43 238ZM53 239V238H52ZM134 239V238H133ZM181 239V237H180ZM202 239V238H201ZM8 241L10 239H7ZM26 240V239H25ZM31 240V239H29ZM71 241H74L75 239L72 237L70 239ZM137 240V239H136ZM3 240H1L2 242ZM8 241H5V243H8ZM11 241V240H10ZM49 241H52L50 240L49 238ZM54 244H55V240H53ZM125 241H128V240H125ZM227 241V240H226ZM24 242H27L24 241ZM32 242V241H30ZM99 242V243H98ZM130 242V241H129ZM138 242V241H137ZM136 242V243H137ZM152 242V241H151ZM209 242V241H208ZM255 242V241H254ZM29 243V241H28ZM35 243V242H34ZM57 243V242H56ZM59 243V242H58ZM64 243V242H63ZM68 242H66L67 244ZM107 243V242H106ZM131 243V242H130ZM134 243V242H133ZM131 244V245H128L127 247L124 248V250H126V252H129L130 254L128 255H135L137 256V247L134 245V244ZM204 243V242H203ZM243 243V242H242ZM1 244V243H0ZM51 244V243H50ZM62 244V243H61ZM153 244V243H152ZM206 244V243H205ZM210 244V243H209ZM207 243V246L209 245ZM247 244V243H246ZM249 244V243H248ZM255 244V243H254ZM45 245V244H44ZM108 245V244H107ZM36 246V245H35ZM34 246V247H35ZM150 246V245H149ZM149 246H148V249H149ZM152 246V245H151ZM165 246V245H164ZM186 246V244H185ZM206 246V245H205ZM210 247H212L213 245H209ZM6 247V246H5ZM4 247V248H5ZM57 247V245H56ZM98 247V248H97ZM144 247V246H143ZM189 247V246H188ZM210 247H206L208 248L207 250H209ZM216 247V246H215ZM238 247V246H237ZM251 247V246H250ZM3 248V247H2ZM8 248V247H7ZM6 248V249H7ZM16 248V247H15ZM23 247H21L22 249ZM28 248V247H27ZM254 248V247H253ZM50 249V248H48ZM90 249V250H91ZM145 249V248H144ZM167 249V248H166ZM198 249V248H197ZM247 249V248H246ZM262 249V248H261ZM261 249H255V250H261ZM5 250V249H4ZM3 250V251H4ZM11 250V249H10ZM34 249H32L31 251H33ZM211 250H213V248H211ZM214 250H217V249H214ZM248 250V249H247ZM7 251V250H6ZM22 251V250H21ZM80 251V250H79ZM88 251V250H87ZM199 251V249H198ZM249 251V250H248ZM26 252V250H24V253ZM27 252H29L27 250ZM39 252V251H38ZM41 252V251H40ZM193 252V251H192ZM196 252V251H195ZM211 252V251H210ZM213 252V251H212ZM211 252V253H212ZM215 252V251H214ZM217 252V251H216ZM30 253V252H29ZM51 253L52 251L50 250V252L46 251V254H41V259H43L42 261L44 262V264H56L55 263V260H52L51 258ZM252 253V252H251ZM261 253V252H260ZM5 254V253H4ZM58 254V253H57ZM79 254V253H78ZM81 254V253H80ZM196 253H194L195 255ZM208 254V253H207ZM247 254V253H246ZM3 255V254H2ZM6 255V254H5ZM17 255V254H16ZM252 255V254H251ZM4 256V255H3ZM9 256V255H8ZM7 256V257H8ZM77 256V255H76ZM173 256V255H172ZM193 256V255H192ZM209 256V255H208ZM6 257V256H5ZM12 257V256H11ZM54 257V256H53ZM85 257V256H84ZM115 257V256H114ZM117 257V256H116ZM129 257V256H128ZM174 257H176L174 255ZM196 257V256H195ZM94 258V257H92ZM190 258V257H189ZM197 258V257H196ZM195 258V259H196ZM216 258V256L214 257V259ZM254 258V257H253ZM9 259V257H8ZM32 259V258H31ZM77 259V258H76ZM114 259V258H113ZM119 259V258H118ZM175 259V258H174ZM199 259V257H198ZM217 259V258H216ZM1 260H4V259H1ZM7 260V259H6ZM11 260V259H10ZM16 259H14L13 261H15ZM34 260V259H33ZM31 260V261H33ZM80 259H78L79 261ZM83 260V259H81ZM80 260V261H81ZM85 260V259H84ZM173 260V259H172ZM201 260V258H200ZM199 260V261H200ZM19 261V260H18ZM66 261V260H65ZM79 261V262H80ZM92 260H90L89 262H91ZM128 261V260H127ZM126 261V264H128ZM202 261V260H201ZM25 262V261H24ZM37 262V261H35ZM62 262V261H61ZM172 262V261H171ZM213 262V261H212ZM239 262V261H238ZM19 263H21L19 261ZM169 263V261L167 260V264ZM217 262H215L216 264ZM237 263V262H236ZM7 264V263H6ZM23 264V262H22ZM62 264V263H61ZM63 264H66V263H63ZM121 264V263H119ZM166 264V263H165Z\"/></svg>",
  "mask_w": 264,
  "mask_h": 264
}]
</instances>
